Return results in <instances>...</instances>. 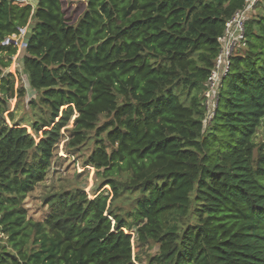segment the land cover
<instances>
[{
	"label": "trees",
	"instance_id": "16d2710c",
	"mask_svg": "<svg viewBox=\"0 0 264 264\" xmlns=\"http://www.w3.org/2000/svg\"><path fill=\"white\" fill-rule=\"evenodd\" d=\"M243 4L86 0L70 18L62 0H0V264H264V142L253 141L264 0L211 115L201 104L218 37ZM30 22L19 48L11 36ZM15 54L32 120L11 106L27 95L9 70ZM62 141L70 156L91 147L96 186L50 193L42 218L25 219L23 199ZM154 246L146 260L134 252Z\"/></svg>",
	"mask_w": 264,
	"mask_h": 264
},
{
	"label": "rangeland",
	"instance_id": "374dc122",
	"mask_svg": "<svg viewBox=\"0 0 264 264\" xmlns=\"http://www.w3.org/2000/svg\"><path fill=\"white\" fill-rule=\"evenodd\" d=\"M86 0H62V6L67 16H75L77 18L83 11V7ZM259 8H255V13ZM25 29L19 36L12 35L11 38L18 42V47L21 39L23 38ZM14 41V42H15ZM20 48V47H19ZM15 59L9 66V70L16 71L15 76L17 85L21 84L27 89V95L22 99L20 105L16 104V100L11 101V106L15 112V120L26 119L32 120L33 111L27 106V102L35 94L28 86L26 76L23 70ZM15 69V70H14ZM206 86V85H205ZM217 88L211 89L210 84L202 90L201 104L206 111V115H211L213 110L215 93ZM24 123L28 124L27 121ZM253 141L258 145L264 142V119L256 130L253 137ZM63 142L60 143L58 155L54 157L53 163L50 166L44 180L34 186L23 199V208L25 209V219L40 220L42 216L47 212V203H45L46 195L56 192L62 189H72L75 187H83L88 193L92 192V189L96 186V177L94 169L83 165V161L90 153L91 147L88 150L82 152H76L74 155H68L63 151ZM57 156H60L59 158ZM115 206L121 208L124 212L132 209V205L129 201L122 202L117 201ZM156 246L152 248H134V252H139L143 260H146V254H153L156 251ZM138 264V263H137Z\"/></svg>",
	"mask_w": 264,
	"mask_h": 264
},
{
	"label": "built area",
	"instance_id": "2783aa9c",
	"mask_svg": "<svg viewBox=\"0 0 264 264\" xmlns=\"http://www.w3.org/2000/svg\"><path fill=\"white\" fill-rule=\"evenodd\" d=\"M261 0H244V4L241 9L234 12V14L226 20L222 34L218 37L219 51L214 59V66L208 76L205 85L210 84V88L214 89L220 85L221 79L228 73L230 67V57L234 54V51L241 45L244 40V22L247 19L250 11H253L254 6ZM23 30H21L22 32ZM18 45V42L15 41ZM25 45L20 41L19 47L22 48ZM17 60V54L12 56V61ZM217 91L215 93V99ZM215 103V101H214ZM212 112V111H211Z\"/></svg>",
	"mask_w": 264,
	"mask_h": 264
},
{
	"label": "water",
	"instance_id": "95a60500",
	"mask_svg": "<svg viewBox=\"0 0 264 264\" xmlns=\"http://www.w3.org/2000/svg\"><path fill=\"white\" fill-rule=\"evenodd\" d=\"M29 3H31L33 6H35L36 4H37V1L38 0H27ZM34 20V16L32 15V17H31V21H33ZM33 27H34V24L32 23V22H30L28 25H27V27H26V29H25V31H24V35H23V38H22V42H24L25 44L28 42V40H29V37H30V34H31V31H32V29H33ZM12 41L14 42L15 40H13L12 39Z\"/></svg>",
	"mask_w": 264,
	"mask_h": 264
},
{
	"label": "clouds",
	"instance_id": "9594fccd",
	"mask_svg": "<svg viewBox=\"0 0 264 264\" xmlns=\"http://www.w3.org/2000/svg\"><path fill=\"white\" fill-rule=\"evenodd\" d=\"M24 29H26V28H24Z\"/></svg>",
	"mask_w": 264,
	"mask_h": 264
}]
</instances>
